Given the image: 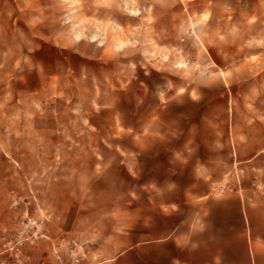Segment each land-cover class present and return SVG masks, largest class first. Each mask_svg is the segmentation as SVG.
Instances as JSON below:
<instances>
[{
	"label": "rangeland",
	"instance_id": "obj_1",
	"mask_svg": "<svg viewBox=\"0 0 264 264\" xmlns=\"http://www.w3.org/2000/svg\"><path fill=\"white\" fill-rule=\"evenodd\" d=\"M94 1L49 0L67 39L44 40L24 23L38 21V0H0V264H254L246 213L240 223L214 201L178 205L192 169L165 176L161 144L202 149L264 119V0H117V13L142 16L132 30L145 45L125 55L112 23L105 65L74 51L92 55ZM164 59L175 69H158ZM47 63L67 67L62 87L37 74ZM162 87L194 98L163 123L153 112ZM123 124L136 132L117 133ZM233 176L209 196L231 192Z\"/></svg>",
	"mask_w": 264,
	"mask_h": 264
},
{
	"label": "crops",
	"instance_id": "obj_2",
	"mask_svg": "<svg viewBox=\"0 0 264 264\" xmlns=\"http://www.w3.org/2000/svg\"><path fill=\"white\" fill-rule=\"evenodd\" d=\"M38 1L41 3L38 6L41 11V14L38 16V21L26 14L27 17L24 20V23L27 24L26 29L29 32L34 31L36 37L44 40L67 39L66 30H58L56 27L53 28V24H55V22L53 23V15H56L51 10V3H47L49 0ZM126 1V5H129L130 1ZM94 2L95 30L90 35V39L95 41V44L92 45V55L90 56L87 51L81 50L80 46H77L74 50L77 55L81 57H94L95 61L105 62L103 63L105 65L109 59V53L104 41L110 39L109 28L112 23L122 24L124 28L125 37L128 40L124 44L125 55L127 53L131 54V49L137 47L138 44H140L139 50L144 47L145 44L141 43L143 32L141 30H132L134 24L144 22L140 13L136 14L137 9L129 8V13H117V0H95ZM23 14L21 12V15ZM36 30L38 34H36ZM74 35L76 38H79L80 32L74 31ZM120 45L119 43L118 46ZM169 45L173 47V43H169ZM45 47L58 49L59 46L57 43L49 42V45H45ZM128 48H130L129 51ZM168 61L169 59H164L156 62L160 63L158 69L164 70L167 68L170 71L175 69L176 66ZM140 63L144 65L142 61ZM42 71L44 74H40V70H37V74L40 75L41 79L54 82L57 85L56 87H62V84L68 80L67 67L62 68L47 63L42 66ZM183 84L185 85V82ZM179 86V84H174L173 87L178 88ZM168 89L169 87L167 89L162 87L159 90V100L153 109L155 117L158 120H162V123L163 117L170 111L175 113V116H179L181 98L194 100V98H190L189 96L181 97L177 93V90L163 97L162 95L168 92ZM95 103L100 102L95 98ZM112 103L114 101L106 105L101 104L110 107ZM168 131H170L169 128H163L157 132V135L161 136L159 140L164 141ZM120 132L132 133L136 131L132 125L123 124L117 131V133ZM171 132L173 135L175 134L174 128ZM137 133L143 134L144 131ZM220 142L226 143V149L221 148ZM161 146L167 154L166 159L163 160L165 162V176L176 175L177 172L173 168L175 166H188L192 169L188 174L189 185L183 190L184 196L181 200L179 199L178 205L185 202L195 203L197 200L203 199L205 207L207 208L208 204L214 201L219 203L217 215L220 218L229 211L240 223L243 213H246L251 225L253 262L254 264H256L255 262L258 263V257L262 251L260 249V241L264 242V157L260 155V152L264 150V119H254L250 125L236 126L234 130L230 128L225 140L220 137L211 138L207 142L205 140L202 149L195 142L192 144L190 139L182 146L174 143L170 145L162 143ZM233 170L235 171V176H233L236 182L235 188L218 199L209 196L210 185L213 182L221 181L233 172ZM161 181L175 184L178 180L173 177H165Z\"/></svg>",
	"mask_w": 264,
	"mask_h": 264
}]
</instances>
